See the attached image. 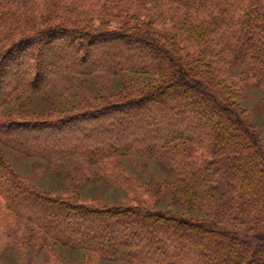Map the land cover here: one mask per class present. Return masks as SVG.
<instances>
[{
  "label": "trees",
  "instance_id": "1",
  "mask_svg": "<svg viewBox=\"0 0 264 264\" xmlns=\"http://www.w3.org/2000/svg\"><path fill=\"white\" fill-rule=\"evenodd\" d=\"M59 74L143 82L57 117L0 114V143L96 166L127 197L49 194L0 153V251L21 220L32 224L22 245L31 264L51 244L82 251L84 264H264V139L240 110L251 82L264 111V0H0V113ZM124 156L164 159L170 208L156 205L164 186L115 163ZM179 203L208 215L173 211Z\"/></svg>",
  "mask_w": 264,
  "mask_h": 264
},
{
  "label": "rangeland",
  "instance_id": "2",
  "mask_svg": "<svg viewBox=\"0 0 264 264\" xmlns=\"http://www.w3.org/2000/svg\"><path fill=\"white\" fill-rule=\"evenodd\" d=\"M227 73L239 78L241 69L233 67L228 69ZM141 81L139 79L133 80V78L126 81L121 76L105 74H95L88 77H73L72 75L66 77L59 74L52 77L49 88L35 94H22L20 100L6 104L0 114L2 117L18 116L21 113L33 118H42L50 115L57 117L73 112L76 107L82 108L88 105L111 102L124 93L125 83L136 91L140 87ZM244 84L242 101L240 102V110L245 112L243 120L252 124L264 139V111L260 107L263 99L262 93L251 82H245ZM0 153L18 175L35 188L44 190L49 194L61 195L76 191L78 192V197L83 201L101 202L108 205L121 204L127 197V192L124 189L111 187L103 180L97 179L100 172L96 166H90L72 158L47 161L39 157L10 150L1 143ZM115 163L141 185H147L152 188L164 186L163 192L158 195L156 205L158 209L165 210L168 207L170 208L175 190L172 188V182H169L165 172L166 163L163 158L159 157V159L153 160L124 156L116 158ZM204 196L202 195V197ZM197 208L188 207L183 203L175 204L171 207L175 212L180 214L188 213V215H194L200 219L208 215L206 210L202 208L197 210ZM217 208L218 205L215 209ZM218 211L219 209H217ZM17 221L18 227L15 228L9 242L0 251L1 264H31L30 259L32 257L27 254L28 250H23L24 247L22 245L24 244L23 238L28 239L30 237L29 232L31 230L26 229L32 224L27 221ZM240 228H242V232L246 229L242 225ZM54 257L60 259L62 264H84L87 261V257L82 251L51 244L48 249H44L33 257L32 262L34 264H42L49 258ZM94 264L129 263L102 260Z\"/></svg>",
  "mask_w": 264,
  "mask_h": 264
}]
</instances>
